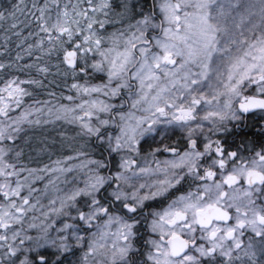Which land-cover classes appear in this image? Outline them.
Segmentation results:
<instances>
[{
  "label": "snow or ice",
  "instance_id": "1",
  "mask_svg": "<svg viewBox=\"0 0 264 264\" xmlns=\"http://www.w3.org/2000/svg\"><path fill=\"white\" fill-rule=\"evenodd\" d=\"M0 33V264H264V0H0Z\"/></svg>",
  "mask_w": 264,
  "mask_h": 264
},
{
  "label": "rangeland",
  "instance_id": "2",
  "mask_svg": "<svg viewBox=\"0 0 264 264\" xmlns=\"http://www.w3.org/2000/svg\"><path fill=\"white\" fill-rule=\"evenodd\" d=\"M6 2V0H5ZM224 2L226 3L227 0H224ZM237 22H239V19H237ZM254 23H259V19L257 18ZM245 26L246 27H250V25H247V22H245ZM69 126V127H68ZM65 129H68L67 132L65 133ZM28 130L30 132H28ZM73 130L77 129L69 124H65L63 122H55V123H51V124H42L38 127H30L27 128V132L30 133H39V135L37 136V139H39L41 141V143L43 142H47L48 144H51L52 140L55 139L57 141H59V137H61L62 139H66L69 143H71V138L74 137L76 132H73ZM26 132V134H27ZM61 139V140H62ZM53 159L56 158L55 155H53ZM46 162H48V157H46ZM42 166V165H41ZM47 183V180L45 179L44 182L40 183V185H38L37 189L43 190L45 184ZM36 183L34 184L35 187ZM41 202L44 204H47V199L43 198V196L41 195ZM39 214V213H37Z\"/></svg>",
  "mask_w": 264,
  "mask_h": 264
},
{
  "label": "trees",
  "instance_id": "3",
  "mask_svg": "<svg viewBox=\"0 0 264 264\" xmlns=\"http://www.w3.org/2000/svg\"><path fill=\"white\" fill-rule=\"evenodd\" d=\"M25 34H27L26 32H25ZM2 33H0V43H2ZM16 40V38L15 37H13V41H15ZM12 47H13V55L15 54V50H14V44L12 45ZM37 98L38 99H46L47 98V96H46V94L45 93H43V92H41L38 96H37ZM30 102V101H29ZM27 127V126H26ZM33 127H38V126H33ZM69 127V126H68ZM67 130L68 129H66L65 130V133L67 132ZM28 132H30L29 130H28ZM27 132V136L28 137H30L31 139H30V143L32 144V148L33 149H39V148H41V147H44V145L45 144H48L47 142H43V143H41V141L39 140V139H37V136L39 135V133H28ZM73 132H76V130H73ZM22 135H25L24 133H22ZM75 135V134H74ZM62 138L61 137H59V141L61 140ZM65 151H67V149H65ZM25 152H26V157H27V155H32L33 157H37V152H35V151H32V149H29V148H27V147H25ZM68 154H71L70 152H68ZM37 159H40V160H43V162L45 161V159H46V155H44V154H40L38 157H37ZM25 162H27V161H25ZM30 166L31 167H37V166H40V165H38L35 161L33 162V163H31L30 164ZM39 181H37L36 183H38ZM34 195H36V194H34Z\"/></svg>",
  "mask_w": 264,
  "mask_h": 264
},
{
  "label": "flooded vegetation",
  "instance_id": "4",
  "mask_svg": "<svg viewBox=\"0 0 264 264\" xmlns=\"http://www.w3.org/2000/svg\"><path fill=\"white\" fill-rule=\"evenodd\" d=\"M165 158L164 156H161V159Z\"/></svg>",
  "mask_w": 264,
  "mask_h": 264
}]
</instances>
